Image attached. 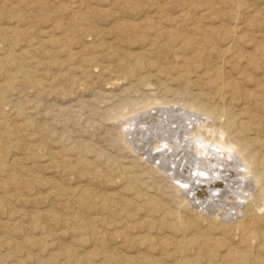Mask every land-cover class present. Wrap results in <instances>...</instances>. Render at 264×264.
Instances as JSON below:
<instances>
[{
    "label": "rangeland",
    "instance_id": "rangeland-1",
    "mask_svg": "<svg viewBox=\"0 0 264 264\" xmlns=\"http://www.w3.org/2000/svg\"><path fill=\"white\" fill-rule=\"evenodd\" d=\"M0 85V264L264 263V180L251 178L236 216L210 215L145 155L160 140L134 125L157 101L201 106L184 134H224L264 170V0H0Z\"/></svg>",
    "mask_w": 264,
    "mask_h": 264
},
{
    "label": "bare ground",
    "instance_id": "bare-ground-1",
    "mask_svg": "<svg viewBox=\"0 0 264 264\" xmlns=\"http://www.w3.org/2000/svg\"><path fill=\"white\" fill-rule=\"evenodd\" d=\"M197 16V15H196ZM237 18V16H236ZM165 26V25H164ZM182 28V27H181ZM4 31V30H3ZM185 31V30H184ZM231 31V30H230ZM229 31V32H230ZM227 32V33H229ZM7 33V32H6ZM232 33V32H230ZM125 34V33H124ZM237 34V33H236ZM175 35V34H174ZM180 35V34H179ZM154 36V35H153ZM233 36V34H232ZM234 36H235V32H234ZM11 37V36H10ZM9 37V38H10ZM141 37V36H140ZM183 37L185 38V36L183 35L182 36V39ZM236 37V36H235ZM237 38V37H236ZM184 40V39H183ZM191 40L193 39H185V46L187 45L188 48L189 46L191 45ZM235 40V38H234ZM165 41V40H164ZM233 41V40H232ZM237 41V40H236ZM230 42V41H229ZM232 43V42H231ZM194 44V43H193ZM195 46V45H194ZM13 47V46H12ZM197 48V47H196ZM229 48V47H227ZM191 49V48H190ZM148 50V49H147ZM204 50V49H203ZM222 50V49H221ZM11 51V50H10ZM199 52V51H198ZM201 52V51H200ZM54 53V52H53ZM198 54V53H197ZM4 55V54H3ZM148 56V55H147ZM139 57V56H138ZM151 57V56H150ZM159 57V56H157ZM18 58V57H16ZM204 58V57H203ZM207 59V58H206ZM138 60V58H137ZM143 60V59H142ZM223 60V59H222ZM139 61V60H138ZM159 61V60H158ZM208 61V60H207ZM210 61V60H209ZM137 62V61H136ZM188 62V61H187ZM139 63V62H137ZM141 63V61H140ZM184 63V61H183ZM4 64V63H3ZM189 64V63H188ZM187 64V65H188ZM122 65V64H121ZM125 67V66H124ZM136 67L135 65L131 66V68L129 67L128 70L130 72H133L136 70ZM125 69L127 70V66L125 67ZM143 69V68H142ZM179 69V68H177ZM15 70V69H14ZM181 70V69H180ZM183 71V70H182ZM224 72V71H223ZM170 74V73H169ZM181 74H179L180 76ZM185 74H183L184 76ZM141 77V76H140ZM181 77V76H180ZM216 77V76H215ZM182 78V77H181ZM29 80V79H28ZM72 80V79H71ZM33 81V80H32ZM31 81V82H32ZM3 82V81H2ZM225 82V81H224ZM222 82V83H224ZM189 83V82H188ZM1 86V85H0ZM222 87V85H221ZM2 88V87H1ZM222 90H223V87H222ZM15 91V90H14ZM170 91V90H169ZM10 92V91H9ZM177 94V93H176ZM175 94V95H176ZM199 94V93H198ZM164 100V99H163ZM173 100V99H172ZM1 102V101H0ZM176 102V101H175ZM146 103V102H145ZM158 103V101H157ZM155 104L154 105V109L153 106H152V110L154 109L155 112H150L149 110H146L144 112H141L139 113L137 116H136V120H135V124L136 125V133H139L140 132V135L137 134V136L139 135L140 136V139L142 138V141H146V140H149V139H152L155 137V140L159 139L160 140V143L159 145H156V147L153 149L154 151H149L147 153H145L146 156H148V158L152 161H155L157 162L158 166L163 168L165 171L169 172L171 174V176L174 177L175 181H176V186L179 187L182 191L186 192V195L188 198L190 197L192 202H194V204L199 207L201 210L205 211L206 213L210 214V215H214L215 217H221L223 218V220L225 219H228L229 217H232V216H236L237 214V209H238V205L239 203L243 204L242 203V200L244 201L243 198H245L248 191L247 189L250 188V187H253V183L251 182L252 179L256 180L257 182H261L264 180V170H258L256 169L255 167H253L254 163H255V155L254 154H247L245 153V149L242 147V145H240L239 143H231L230 141L226 140L225 138H223V135H221L220 133V136L219 137H213L211 139H209L207 137V135L205 133H203L201 130H200V126L199 128H193L190 130L189 134H184L185 133V129H186V126L185 123L189 122L191 120L190 117V114H189V110L190 109H193V111L195 112L194 108H193V104H189V106H187V108H181L178 104H177V107L175 106H163L161 104ZM160 103V102H159ZM177 103V102H176ZM179 103V102H178ZM187 103V102H186ZM205 104V103H204ZM22 105V104H21ZM20 105V106H21ZM161 105V106H160ZM193 105V106H192ZM149 106V105H147ZM150 107V106H149ZM210 107V106H209ZM147 108V107H146ZM181 108V109H180ZM196 111L199 110V112L201 110H203V108H201V106H197L196 108ZM23 111V110H22ZM191 111V110H190ZM205 110H203L204 112ZM221 112V111H220ZM191 113V112H190ZM223 113H224V110H223ZM229 113V112H228ZM192 114V113H191ZM194 114V113H193ZM203 114V113H202ZM132 115V114H131ZM113 116V115H112ZM189 116V117H188ZM134 117V116H133ZM210 118V117H209ZM197 120V119H196ZM216 120V119H215ZM132 121V120H131ZM134 121V120H133ZM195 121V120H194ZM3 122V121H1ZM5 123V121L3 122ZM16 123V122H15ZM14 124V123H13ZM244 124V123H243ZM37 125V124H36ZM131 125V123H130ZM139 125V126H138ZM239 125H240V122H239ZM242 125V124H241ZM240 125V126H241ZM31 126V125H30ZM133 126V125H132ZM202 126V125H201ZM204 126V125H203ZM248 126V125H247ZM187 130L189 129V126H187ZM249 127V126H248ZM41 128V127H40ZM39 128V129H40ZM131 128V127H128V129ZM145 128H146V133L143 135V129H144V132H145ZM190 128H192L190 126ZM206 128V127H205ZM241 128V127H240ZM138 129H141L142 131L138 130ZM202 129V128H201ZM209 129V128H208ZM19 130V129H18ZM187 130H186V133H187ZM207 130V129H206ZM240 130V129H239ZM189 131V130H188ZM205 131V130H204ZM16 132V131H15ZM142 132V134H141ZM232 132V131H231ZM237 132V131H236ZM21 133V132H20ZM135 133V134H136ZM149 133H152L151 135ZM224 133V132H223ZM239 133V131H238ZM241 133V132H240ZM239 133V134H240ZM1 134V133H0ZM42 134V133H41ZM154 134V136H153ZM184 134V135H183ZM21 135V134H20ZM148 135H150V137H148ZM226 135V134H225ZM4 137V136H3ZM134 137V136H133ZM136 137V136H135ZM134 137V139H135ZM245 137V136H244ZM243 137V138H244ZM252 137V136H251ZM137 138V137H136ZM157 138V139H156ZM257 138V137H256ZM4 139V138H3ZM138 139V138H137ZM240 139V138H238ZM153 140V139H152ZM241 140V139H240ZM247 140V138H246ZM143 141V142H144ZM232 141V140H231ZM239 141V140H238ZM135 144H136V147L138 148H142L141 145L139 144V140H135L134 141ZM148 143V142H147ZM263 143V142H261ZM9 145V143H8ZM149 145V144H148ZM257 145V144H256ZM30 146V145H29ZM256 148V147H255ZM16 149V148H15ZM39 149V148H38ZM254 151V150H253ZM262 152V151H261ZM258 154V153H257ZM261 153H259L258 155H260ZM55 155V154H53ZM85 155V154H84ZM7 156V155H6ZM257 156V155H256ZM17 159V158H16ZM168 159L166 162L165 160ZM170 160V161H169ZM260 163H264V156L263 158L260 159ZM19 161V159H18ZM51 161V160H50ZM12 163V162H11ZM15 163V162H14ZM18 163V162H17ZM16 165V164H15ZM170 165V166H169ZM1 166V165H0ZM16 167V166H15ZM82 167L84 170H88V164L86 162H82ZM236 167V169L234 168ZM1 168V167H0ZM129 168V167H128ZM124 170V169H123ZM130 171V170H129ZM39 172V171H38ZM12 173V172H11ZM85 173V172H84ZM89 173V172H88ZM87 173V174H88ZM63 174V173H62ZM18 175V174H17ZM69 175V174H68ZM130 175V174H129ZM13 176V175H12ZM15 176V175H14ZM13 176V177H14ZM66 176V175H65ZM172 177V178H173ZM17 178V177H16ZM15 178V179H16ZM252 178V179H251ZM14 179V178H12ZM18 179V178H17ZM90 180V179H89ZM58 181V180H57ZM16 182V181H15ZM172 182V181H171ZM255 182V181H254ZM40 183V182H39ZM108 183V182H107ZM133 183V182H132ZM256 183V182H255ZM263 184V183H262ZM250 186V187H247V186ZM257 185V184H255ZM18 186V185H17ZM3 187V186H2ZM81 187V186H80ZM245 187L244 190H242L243 188ZM255 187V186H254ZM14 188V187H13ZM39 188V187H38ZM88 188V187H87ZM91 188V187H90ZM230 189V190H227V189ZM59 189V188H57ZM149 189V188H148ZM66 190V189H65ZM83 190V189H82ZM139 190V189H138ZM252 190V189H251ZM31 191V190H30ZM88 191V190H87ZM91 191V190H90ZM137 192V191H136ZM135 192V193H136ZM183 192V193H184ZM251 192V191H250ZM261 192V191H260ZM15 193V192H14ZM83 194V192H81ZM252 193V192H251ZM254 193V192H253ZM146 194V193H144ZM148 194V193H147ZM261 193L258 194V196L260 195ZM51 195V194H50ZM85 195V194H84ZM88 195V194H87ZM86 195V196H87ZM138 195V194H137ZM230 195H232V197H230ZM248 195V194H247ZM81 196V195H80ZM89 196V195H88ZM153 196V195H152ZM176 196V195H175ZM251 196V195H250ZM249 196V197H250ZM97 197V196H96ZM109 197V196H108ZM148 197V195L146 196ZM5 198V197H4ZM12 198V197H11ZM79 198H82V197H79ZM86 198V197H85ZM90 198V196L88 197ZM105 198V197H104ZM103 198V199H104ZM112 198V197H111ZM149 198V197H148ZM155 198V197H154ZM251 198V197H250ZM83 199V198H82ZM102 199V198H101ZM140 199V198H139ZM147 199V198H146ZM227 199V200H226ZM259 199V198H257ZM8 200V199H6ZM86 200V199H85ZM96 200V199H95ZM150 200V199H149ZM151 200L153 201V199L151 198ZM157 200V199H156ZM159 200V199H158ZM252 199H250L251 201ZM256 200V199H255ZM81 201V199H80ZM83 201V200H82ZM104 201V200H103ZM101 201V202H103ZM113 201V200H112ZM120 201V200H119ZM127 201V200H126ZM146 201V200H144ZM143 201V202H144ZM246 201V200H245ZM248 201V200H247ZM246 201V202H247ZM28 202V201H27ZM53 202V201H52ZM83 202H86V201H83ZM105 202V201H104ZM107 202V201H106ZM124 202V201H123ZM139 202V201H138ZM141 202V203H143ZM148 202V201H147ZM164 202V201H163ZM79 203V202H78ZM96 203V202H95ZM113 203V202H112ZM118 203V202H117ZM126 203V202H125ZM149 203V202H148ZM158 203V202H157ZM191 203V202H190ZM217 203H220L223 208L222 209H216V205ZM254 203V202H253ZM98 204V203H96ZM101 203H99L100 205ZM138 204V203H137ZM155 204V203H153ZM163 205L165 203H162ZM179 204V203H178ZM240 204V205H241ZM5 205V204H4ZM112 205V204H111ZM151 205V204H150ZM166 205V204H165ZM193 205V204H192ZM220 205V206H221ZM249 205V204H248ZM87 206V205H86ZM119 206V205H118ZM127 206V205H126ZM154 206V205H153ZM152 206V207H153ZM156 206V204H155ZM181 206V205H180ZM247 206V205H246ZM250 206V205H249ZM75 207V206H74ZM84 207V206H83ZM100 208H102L101 206H99ZM104 207V206H103ZM108 207V206H107ZM125 207V206H124ZM123 207V208H124ZM151 207V209H152ZM159 207V206H158ZM172 207V206H171ZM5 208V207H4ZM11 208V207H10ZM85 208V207H84ZM106 208V207H105ZM110 208V207H108ZM114 208H118L117 206H115ZM167 208V207H166ZM170 208V207H169ZM245 208V207H244ZM92 209V208H90ZM115 209V210H116ZM150 209V208H149ZM156 209V208H155ZM159 209V208H158ZM162 208H160L161 210ZM173 209V208H171ZM252 209V208H251ZM6 210V208L4 209ZM109 210V209H107ZM154 210V208H153ZM157 210V209H156ZM154 210V211H156ZM165 210V209H164ZM176 210V209H175ZM199 210V209H198ZM237 210V211H236ZM244 210V209H243ZM46 211V210H45ZM48 211V210H47ZM59 211V210H58ZM85 211V210H84ZM132 211V210H131ZM149 211V210H148ZM172 211V210H171ZM242 211V210H241ZM252 211V210H250ZM51 212V211H50ZM80 212V211H79ZM111 212V211H110ZM113 212V211H112ZM134 212V211H133ZM150 213L153 212V211H149ZM170 212V211H169ZM199 212V211H198ZM244 212V211H242ZM249 212V211H248ZM95 213V212H94ZM202 213V211H201ZM200 213V214H201ZM115 214V213H114ZM126 214V213H125ZM166 214V213H165ZM169 214V213H167ZM171 214V213H170ZM176 214V213H175ZM180 214V213H179ZM177 214V215H179ZM207 214V215H208ZM241 214V213H240ZM251 214V213H250ZM48 215V214H47ZM127 215V214H126ZM142 215V214H141ZM149 215V214H148ZM147 215V216H148ZM204 215V214H203ZM256 215V214H255ZM260 215V214H259ZM264 215V214H263ZM64 216V215H63ZM62 216V217H63ZM155 216V215H154ZM165 216V215H164ZM168 216V215H167ZM246 216V215H245ZM50 217V216H49ZM57 217V216H56ZM101 217V216H99ZM126 217V216H125ZM124 217V218H125ZM153 217V216H152ZM180 217V216H179ZM178 217V219H179ZM254 217V216H253ZM65 218V217H64ZM98 218V217H97ZM133 218V216H132ZM151 218V217H150ZM164 218V217H163ZM171 218V217H170ZM214 218V217H213ZM2 219V218H1ZM35 219V218H34ZM51 219V218H50ZM57 219V218H56ZM123 219V218H122ZM131 219V217H130ZM169 218H167L166 220H168ZM175 219V218H174ZM177 219V220H178ZM253 219V218H252ZM47 220V219H46ZM98 220V219H97ZM105 221V219L102 218V221ZM128 220V219H127ZM144 220V219H143ZM164 220V219H163ZM176 219L174 220V223L175 221H177ZM180 220V219H179ZM232 220V219H231ZM257 220V219H255ZM88 221V220H87ZM90 221V220H89ZM95 221V220H94ZM100 221V220H99ZM107 221V220H106ZM105 221V222H106ZM125 221V220H123ZM129 221V220H128ZM133 221V220H132ZM154 221V220H153ZM181 221V220H180ZM179 221V222H180ZM247 221V220H246ZM251 221V220H250ZM40 222V221H39ZM58 222V221H57ZM56 222V223H57ZM93 222V221H92ZM130 222V221H129ZM142 222V221H141ZM165 222V221H164ZM171 222V221H170ZM183 222V221H182ZM181 222V223H182ZM191 222V221H189ZM258 222V221H257ZM37 223V222H36ZM84 223L87 224V222H83L81 225L83 226ZM102 223V222H101ZM121 223V221H120ZM118 224L121 226V224ZM132 223V222H131ZM144 223V221H143ZM154 223V222H153ZM166 223V222H165ZM168 223V222H167ZM185 223V222H184ZM246 223V222H245ZM250 223V222H249ZM248 223V224H249ZM106 224V223H105ZM127 224V223H126ZM133 224V223H132ZM136 224V223H135ZM145 224V223H144ZM148 224V223H147ZM145 224V225H147ZM170 225L172 223H169ZM188 224V223H187ZM192 224V222H191ZM195 224V222H194ZM26 225V224H25ZM30 225V224H29ZM97 225V224H96ZM103 225V224H102ZM108 225V224H107ZM129 225V224H128ZM143 225V224H142ZM144 225V226H145ZM152 225V224H151ZM150 225V226H151ZM193 225V224H192ZM241 225V224H240ZM251 225V224H250ZM259 225V224H258ZM88 225H86L87 227ZM132 226V225H131ZM130 226V227H131ZM138 226V225H137ZM140 226V225H139ZM167 226V225H166ZM177 226V225H176ZM179 226H180V223H179ZM188 226V225H187ZM190 226V225H189ZM194 226V225H193ZM192 226V227H193ZM196 226V225H195ZM253 226V225H252ZM256 226V225H254ZM2 227V226H1ZM52 227V226H51ZM89 227V226H88ZM92 227V225H91ZM95 227V226H94ZM117 227V225H116ZM126 227V226H125ZM133 227V226H132ZM142 227V226H140ZM174 226H168L167 228H172ZM191 227V226H190ZM191 227V228H192ZM200 227V226H199ZM209 227V226H208ZM62 228V227H61ZM81 228V227H80ZM93 228V227H92ZM124 228V227H123ZM135 228V227H134ZM147 228V227H146ZM151 228V227H150ZM157 228V227H156ZM177 228V227H176ZM186 228V226H185ZM188 228V227H187ZM194 228V227H193ZM239 228H241L239 226ZM250 228V227H249ZM253 228V227H252ZM83 229V228H81ZM87 228H85L86 230ZM100 229V227H99ZM132 229V228H131ZM138 229V227H137ZM140 229V228H139ZM138 229V230H139ZM154 229V228H153ZM162 229V228H161ZM175 229V228H174ZM206 229V228H205ZM246 229V228H245ZM251 229V228H250ZM31 230V229H30ZM47 230V229H46ZM98 230V228H97ZM96 230V231H97ZM125 230H128L127 228ZM136 230V229H135ZM144 230V229H143ZM148 230V229H147ZM157 230L159 231V228H157ZM170 230V229H169ZM173 230V228H172ZM190 230V229H189ZM210 230V229H209ZM254 230V229H253ZM258 230V229H257ZM71 231V230H70ZM130 231V230H129ZM134 231V229L132 230ZM142 231V230H141ZM175 231V230H174ZM192 230H190L189 232H191ZM225 231V230H224ZM255 231V230H254ZM253 231V232H254ZM31 232V231H30ZM73 232V231H72ZM119 232V230L117 231V233ZM122 233L124 232L123 230L121 231ZM173 232V231H171ZM178 231H176L177 233ZM185 232V231H184ZM194 232V231H193ZM200 232V231H199ZM208 232V230H207ZM222 232V231H221ZM248 232V231H247ZM263 232V231H262ZM54 233V232H53ZM87 233V232H86ZM89 233V232H88ZM92 233V232H90ZM95 233V232H94ZM94 233L92 234L94 236ZM122 233H118L119 236L120 234ZM134 233H136L134 231ZM141 233V232H140ZM147 234V232H145ZM187 233V232H186ZM198 233V232H197ZM206 233V232H205ZM224 233V232H222ZM249 233V232H248ZM126 234V233H125ZM129 234V233H128ZM144 234V233H143ZM151 234V233H150ZM172 234V233H171ZM194 234V233H193ZM212 234V232L210 233ZM209 236H212L210 235ZM215 234V233H214ZM225 234V233H224ZM137 235V234H136ZM153 235V234H152ZM151 235V236H152ZM169 235V234H168ZM172 235H175L174 232ZM178 235V234H176ZM184 235V233H183ZM195 235V234H194ZM250 235H253V234H250ZM90 236V234H89ZM127 236V235H126ZM141 236V235H140ZM150 236V235H149ZM149 236H146V237H149ZM167 236V235H166ZM179 236V235H178ZM181 236V235H180ZM186 236V235H185ZM184 236V237H185ZM202 236V235H201ZM214 236V235H213ZM242 236V235H241ZM257 236V235H256ZM259 236V235H258ZM11 237V236H10ZM19 237V236H18ZM39 237V236H38ZM122 237V236H121ZM131 237V236H130ZM172 237V236H171ZM170 237V238H171ZM183 237V236H182ZM205 237V236H203ZM244 237V236H242ZM260 237V236H259ZM126 238V237H125ZM154 238V237H152ZM173 238V237H172ZM175 238V237H174ZM173 238V239H174ZM196 238V237H195ZM208 238V237H206ZM226 238V237H225ZM20 239V238H19ZM74 239V238H73ZM105 239V238H104ZM113 239V237H112ZM124 239V238H123ZM138 239V237H137ZM165 239V238H164ZM191 239V238H190ZM204 239V238H203ZM202 239V240H203ZM223 239V238H222ZM243 239V238H241ZM31 240V239H30ZM110 240V239H109ZM140 240V239H139ZM162 240V239H161ZM185 240V239H184ZM183 240V241H184ZM201 240V239H200ZM201 240V241H202ZM213 240V239H212ZM215 240V239H214ZM228 240V239H227ZM245 240V239H244ZM249 240V239H247ZM87 241V240H86ZM89 241V240H88ZM136 241V240H135ZM150 241H153L150 239ZM169 242V240H167ZM166 241V242H167ZM176 241V240H175ZM50 242V241H49ZM96 242V241H95ZM114 242V241H113ZM117 242V241H116ZM128 242V241H127ZM143 242V240H142ZM147 241H145L146 243ZM149 242V241H148ZM163 242V241H162ZM165 242V240H164ZM171 242V240H170ZM186 242V241H185ZM195 242V241H194ZM203 242V241H202ZM205 242V240H204ZM203 242V243H204ZM212 242V241H211ZM214 242V241H213ZM221 242V241H220ZM219 242V243H220ZM224 242V241H223ZM245 242V241H244ZM83 243V242H82ZM121 243V242H120ZM124 243V242H123ZM122 243V244H123ZM151 243V242H150ZM159 243V242H158ZM172 243V242H171ZM181 243V242H180ZM217 242V244H219ZM228 243V242H227ZM234 243V241H233ZM239 243V242H238ZM243 243V242H242ZM261 242H259L260 244ZM27 244V243H26ZM51 244V243H50ZM85 244V243H84ZM125 244V243H124ZM139 244V243H138ZM141 244V243H140ZM139 244V245H140ZM144 244V243H142ZM147 244V243H146ZM152 244V243H151ZM165 243H163L162 245H164ZM200 244V243H199ZM207 244V243H206ZM249 246H250V243H248ZM253 244V243H252ZM258 244V243H257ZM102 245V244H101ZM153 245V244H152ZM168 245V244H167ZM166 245V246H167ZM170 245V244H169ZM173 245V243H172ZM171 245V246H172ZM184 245V244H183ZM193 245V244H192ZM191 245V246H192ZM212 245V244H210ZM228 246V244H226ZM237 245V244H236ZM240 245V244H239ZM254 245V244H253ZM253 245H251V247H254ZM10 246V245H9ZM37 246V245H36ZM94 246V245H93ZM92 246V247H93ZM96 246V245H95ZM108 246V245H107ZM106 246V247H107ZM122 246V245H121ZM138 246V245H137ZM148 246V245H147ZM177 246V245H176ZM201 246V245H200ZM207 246V245H206ZM218 246V245H217ZM257 246V245H256ZM3 247V246H2ZM13 247V246H12ZM26 247V246H25ZM84 247V246H83ZM130 247V246H129ZM146 247V246H145ZM157 247V246H156ZM155 247V248H156ZM164 247V246H162ZM170 247V246H169ZM174 247V246H173ZM179 247V246H178ZM203 247V246H202ZM205 247V245H204ZM208 247V246H207ZM212 247H215L216 246H212ZM211 247V248H212ZM220 247V246H219ZM244 247V246H243ZM250 247V248H251ZM263 247V246H261ZM260 247V248H261ZM27 248V247H26ZM46 248V247H45ZM68 248V247H67ZM73 248V247H72ZM152 248V247H151ZM183 248V247H181ZM249 248V247H248ZM255 248V247H254ZM3 249V248H2ZM6 249V248H4ZM23 249V248H22ZM65 248H63L64 250ZM141 249V248H140ZM160 249V248H159ZM164 249V248H162ZM167 249V248H166ZM169 249V248H168ZM172 249V248H171ZM186 249V248H185ZM188 250L190 248H187ZM186 249V250H187ZM197 249V248H196ZM243 249V248H242ZM241 249V250H242ZM263 249V248H261ZM67 250V249H66ZM70 250V248H69ZM66 251L65 253L69 252ZM74 250V249H73ZM80 250V249H79ZM145 250V249H144ZM150 250V249H149ZM156 250L158 249H155L154 250V253L156 252ZM175 250V249H174ZM178 250V249H177ZM183 250V249H182ZM203 250V249H202ZM223 250V249H222ZM259 250V249H258ZM22 251V250H21ZM86 251V250H85ZM94 251V250H93ZM92 251V252H93ZM105 251V250H104ZM151 251V250H150ZM153 251V250H152ZM161 252V250H159ZM167 251V250H166ZM181 251V249H180ZM185 251V250H184ZM180 252V254H183ZM192 251V250H191ZM195 251V250H194ZM209 251V250H207ZM220 251V250H218ZM247 251V250H246ZM251 251V250H250ZM253 251V250H252ZM259 251H263V250H259ZM28 252V251H27ZM71 252V251H70ZM69 252V255H71ZM74 252L76 253V251L74 250ZM73 252V253H74ZM95 252V251H94ZM93 252V253H94ZM163 252V250H162ZM169 253V251H167ZM174 252V251H173ZM172 252V253H173ZM231 252V251H230ZM242 252V251H241ZM257 252V251H256ZM89 253V252H88ZM87 253V254H88ZM91 253V254H93ZM102 253V252H99V254ZM109 253V252H108ZM129 253V252H128ZM137 253V252H136ZM149 253V252H147ZM186 253V252H184ZM213 253V251H212ZM215 253V252H214ZM229 253V252H228ZM255 253V252H254ZM253 253V254H254ZM26 254V253H25ZM84 254V253H83ZM82 254V255H83ZM135 254V253H134ZM138 254V253H137ZM152 254V253H151ZM150 254V255H151ZM163 254V253H162ZM161 254V255H162ZM170 254V253H169ZM176 254V253H175ZM187 254V253H186ZM195 254V253H193ZM208 254V252H207ZM217 254V253H216ZM221 254V253H220ZM230 254V253H229ZM237 254V253H236ZM239 254V253H238ZM241 254V253H240ZM244 254V253H243ZM249 254V252H248ZM6 255V254H5ZM15 255V254H13ZM40 255V254H39ZM68 255V254H67ZM90 256V254H88ZM96 255V252L94 254V256ZM104 255V254H103ZM102 255V256H103ZM111 255H113L111 253ZM141 255V254H140ZM159 255V254H158ZM171 255V254H170ZM173 255V254H172ZM191 255V254H190ZM196 255V254H195ZM201 255V254H200ZM219 255V254H218ZM252 255V253L250 254ZM72 256V255H71ZM85 256V255H84ZM107 258H108V255H106ZM105 256V257H106ZM139 256V255H138ZM144 256V255H143ZM142 256V257H143ZM163 256V255H162ZM161 256V258H162ZM176 256V255H175ZM198 256V255H197ZM205 256V255H204ZM203 256V257H204ZM207 256V255H206ZM216 257V255H214ZM245 256V255H244ZM243 256V257H244ZM258 256V255H257ZM93 257V256H91ZM97 258H99V256H96ZM112 257V256H111ZM115 257V256H114ZM114 257L112 259H114ZM130 257V256H129ZM134 257V256H133ZM132 257V259H133ZM141 257V258H142ZM151 259H152V256H150ZM188 257V256H187ZM194 257V256H193ZM212 257V255H211ZM218 257V256H217ZM225 257V256H224ZM237 259H238V256L236 255ZM242 257V256H240ZM255 259L256 256H254ZM261 257V256H260ZM42 258V257H41ZM49 258V257H48ZM78 258V256H77ZM86 260H87V257H85ZM101 258V257H100ZM116 258V257H115ZM146 259L148 257H145ZM170 258V257H169ZM177 258V257H176ZM179 258V257H178ZM90 259V258H89ZM88 259V260H89ZM106 259V258H105ZM123 259V258H122ZM132 259L128 260V261H131L132 262ZM149 258V260H151ZM155 259V258H154ZM156 259L157 256H156ZM175 259V258H174ZM204 259V258H203ZM214 259V258H213ZM211 261V258H210V261L215 263L214 261ZM216 259V258H215ZM214 259V260H215ZM246 259V258H245ZM254 259V258H253ZM40 260V259H39ZM50 259H48V262H49ZM87 260V262H88ZM116 260V259H114ZM121 260V259H120ZM119 260V262H120ZM127 260V259H126ZM148 260V259H147ZM146 260V261H147ZM194 260V259H193ZM200 258H198L197 261H199ZM206 260V259H205ZM226 259H224L225 261ZM240 260V259H239ZM243 260V259H242ZM248 260V259H247ZM260 260V259H259ZM264 260V259H263ZM262 260V261H263ZM118 261V260H117ZM116 261V262H117ZM134 261V259H133ZM145 261V259H144ZM158 261V260H156ZM155 261V262H156ZM168 261V260H167ZM175 261V260H173ZM178 261V260H177ZM183 261V260H182ZM185 261V260H184ZM186 261H188L186 259ZM201 261V260H200ZM203 261V260H202ZM219 261V260H217ZM222 261V260H220ZM246 261V260H245ZM253 261V260H252ZM45 262V261H43ZM53 262V261H52ZM86 262V261H85ZM86 262V264H87ZM93 262V260L91 261ZM114 262V261H113ZM112 262V263H113ZM122 262V260H121ZM162 262V261H160ZM180 262V261H179ZM194 262V261H192ZM191 262V263H192ZM196 262V261H195ZM204 262V261H203ZM209 262V261H208ZM236 261H234L233 263H235ZM244 262V261H243ZM249 262V260H248ZM247 262V263H248ZM254 262V261H253ZM258 262V260H257ZM62 263V262H61ZM90 263V262H89ZM95 263V262H94ZM107 263V262H106ZM109 263V261H108ZM111 263V262H110ZM144 263V262H142ZM146 263V262H145ZM144 263V264H145ZM150 263V262H148ZM159 263V262H158ZM163 263V262H162ZM161 263V264H162ZM176 263V262H175ZM188 263V262H187ZM197 263V262H196ZM194 263V264H196ZM199 263V262H198ZM197 263V264H198ZM226 263V261H225ZM230 263V262H229ZM259 263H261V261H259ZM13 264V263H12ZM15 264V263H14ZM92 264V263H90ZM127 264V262L125 263ZM130 264V263H129ZM134 264V262H133ZM135 264H141L140 262H135ZM155 264V263H154ZM157 264V263H156ZM178 264V262L176 263ZM185 264V263H184ZM193 264V263H192ZM205 264V263H204ZM207 264V263H206ZM216 264V263H215ZM219 264V262H218ZM221 264V263H220ZM224 264V263H222ZM232 264V263H231ZM236 264V263H235ZM237 264H239L237 262ZM245 264V263H244ZM264 264V263H262Z\"/></svg>",
    "mask_w": 264,
    "mask_h": 264
}]
</instances>
